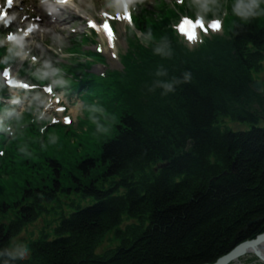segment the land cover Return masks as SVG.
I'll return each instance as SVG.
<instances>
[{"label":"trees","instance_id":"trees-1","mask_svg":"<svg viewBox=\"0 0 264 264\" xmlns=\"http://www.w3.org/2000/svg\"><path fill=\"white\" fill-rule=\"evenodd\" d=\"M255 21L237 22L226 39L194 51L160 30L134 59L128 53L124 65L134 78L125 75L120 87L125 107L114 134L73 166L54 151L49 186L37 179L18 188L15 212L0 220V264H215L264 234V93L250 89L253 74L264 70V27ZM112 75L113 83L96 84L116 87L121 76ZM6 132L0 168L13 140ZM60 197L68 204L15 255L16 239ZM108 234L115 246L99 254Z\"/></svg>","mask_w":264,"mask_h":264},{"label":"rangeland","instance_id":"rangeland-1","mask_svg":"<svg viewBox=\"0 0 264 264\" xmlns=\"http://www.w3.org/2000/svg\"><path fill=\"white\" fill-rule=\"evenodd\" d=\"M116 4L117 0H72V4L68 1L57 3V0H14L8 7L5 0H0V11L6 12V20L0 21V89L8 88L7 94L15 99L10 103L3 101L0 105V132L8 131L6 134L13 137L7 148L8 161L0 168V194L5 193L0 196V220L4 221V217L15 212L20 200L18 188L24 182L32 188L38 183L37 179H41L46 188L49 186L51 175L47 159H52L54 151L57 152L55 157L64 165L73 166L79 159L97 152L100 144L114 134L125 107L118 99L122 91L120 87L127 82L125 75L134 78L132 68L124 65L128 53H133L130 55L134 59L140 46L146 48L148 42L158 41L160 30L181 42L189 51H194L205 40L226 39L237 22H256L257 18L264 27V0H256L254 4L252 0H133L127 4L132 23L107 21L115 33L114 47H110L98 30H102L106 22L105 13L113 17L123 15L124 10L113 8ZM48 18L66 21L59 30H45L43 20ZM185 18L194 24L202 20L207 30L195 27L198 35L194 41H189L178 31ZM90 20L98 26L96 29L88 26ZM215 22H219L218 30L209 27ZM10 35L21 39L10 40ZM137 58L135 56V60ZM45 64L50 67L46 69ZM5 70H10V81L2 76ZM113 73L119 74L122 80L116 87L111 84L110 88L103 89L96 84L99 79L113 83L108 76ZM253 81L261 83L264 93V70L254 73ZM9 83L16 87H9ZM27 85L29 89L24 87ZM46 86L53 90L51 95L44 91ZM109 100L116 103L111 104ZM3 111L5 115H2ZM65 118L70 123H65ZM11 120L16 129L26 130V136L21 137L14 126L9 125ZM223 126L237 131L247 129L246 125L226 120H223ZM80 137L90 143L83 150ZM70 170L64 167L61 172L66 186ZM46 174L47 177L43 178ZM71 194L74 193L71 191ZM64 203L68 204V201L60 197L58 204L46 207L47 214L26 227L12 245L15 255L22 254V242L47 231ZM4 211L5 215L2 214ZM112 246H115L113 235L108 234L97 251L100 254ZM234 264L263 263L255 256L246 255Z\"/></svg>","mask_w":264,"mask_h":264},{"label":"snow or ice","instance_id":"snow-or-ice-1","mask_svg":"<svg viewBox=\"0 0 264 264\" xmlns=\"http://www.w3.org/2000/svg\"><path fill=\"white\" fill-rule=\"evenodd\" d=\"M181 2H182V0H181ZM60 3H67V0H60ZM11 5H12V0H8V5L7 6L10 7ZM104 18H105L106 22L102 25V31L106 35V39L109 42V46L110 47H114L115 33L112 30V28H111V24L109 22H107V21H109V20H117V21L123 20V21H126V22H128L130 24V23H132L131 13L127 10V6H126L122 16L117 15V16L113 17V16H110L109 14L105 13L104 14ZM4 20H6V12L0 11V21H4ZM184 23H190V22L187 19H185ZM88 26L90 28H92V29H96L98 27L95 24V22L91 21V20L89 21ZM194 27H199L201 30H204V31L207 30V29L204 28L203 21L200 20L198 23H197V21L195 22V24L193 26V30L191 32L185 31L184 28H182V27L179 28V31L181 33H183V34H186L187 39L189 41H194L196 39V35H195V32H194ZM209 27L212 28L213 30H218L220 25H219V22H215V23L209 25ZM9 39L10 40L13 39V36L10 35ZM97 50L98 51H102L101 49H97ZM33 59H35V57ZM2 76H3V78L6 81H10L11 80L10 70L3 71ZM9 86H11L10 83H9ZM24 87L26 89L30 88L29 85L24 86ZM44 91L47 94L51 95L53 90L50 87L46 86ZM62 110L63 109H61V111ZM53 122L55 123L56 121H53ZM65 123H70V120L68 118H65Z\"/></svg>","mask_w":264,"mask_h":264},{"label":"water","instance_id":"water-1","mask_svg":"<svg viewBox=\"0 0 264 264\" xmlns=\"http://www.w3.org/2000/svg\"><path fill=\"white\" fill-rule=\"evenodd\" d=\"M250 89H252L254 93L262 94L261 83L256 81L252 82ZM247 249H254L264 258V234L258 235L254 240H250L236 246V249L225 255V257L218 259L215 264H233L238 260V258L244 257V252H246Z\"/></svg>","mask_w":264,"mask_h":264},{"label":"bare ground","instance_id":"bare-ground-1","mask_svg":"<svg viewBox=\"0 0 264 264\" xmlns=\"http://www.w3.org/2000/svg\"><path fill=\"white\" fill-rule=\"evenodd\" d=\"M68 1V0H67ZM52 17H53V15H52ZM65 18H68V17H65ZM66 21V19H61V22H58L57 20H56V18H53L52 20H51V18L49 19H45V21L43 20V23H45L46 24V28H45V30L46 29H50V30H59L60 28H61V26H62V24L64 23ZM45 26V25H44ZM54 26H55V28H54ZM49 27V28H48ZM192 30H193V28H192ZM191 30V31H192ZM186 31V30H185ZM98 32H99V35H101V38H103L104 40H106V35L103 33V31L102 30H98ZM194 32H195V35H198V30H196V28L194 27ZM182 36H185V37H187L186 36V34H181ZM21 60H22V63L24 62V60H23V58H21ZM246 255H250V256H255L256 258H258L259 259V261H261L263 264H264V258L262 257V255L260 254V253H257L254 249H247V251L246 252H244V255L243 256H246ZM238 261V260H237ZM237 261L235 262V263H237ZM234 264V263H233Z\"/></svg>","mask_w":264,"mask_h":264},{"label":"clouds","instance_id":"clouds-1","mask_svg":"<svg viewBox=\"0 0 264 264\" xmlns=\"http://www.w3.org/2000/svg\"><path fill=\"white\" fill-rule=\"evenodd\" d=\"M60 0H57V3H59ZM133 2V0H117V4L113 6V8L115 9L116 7H118L121 12H123V10L125 9V7L127 6L128 3H131ZM256 2V0H252V3L254 4ZM68 3L69 4H72V0H68ZM237 14H241V13H237ZM18 39H21V37H17V36H13V41L15 40H18ZM44 67L47 69L49 68L50 66L45 64ZM41 76L43 78H46L45 74L44 73H41Z\"/></svg>","mask_w":264,"mask_h":264}]
</instances>
